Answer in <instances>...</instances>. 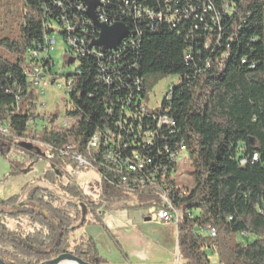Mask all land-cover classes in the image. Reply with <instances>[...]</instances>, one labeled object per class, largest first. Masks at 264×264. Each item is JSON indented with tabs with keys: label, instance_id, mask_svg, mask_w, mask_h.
Listing matches in <instances>:
<instances>
[{
	"label": "trees",
	"instance_id": "1",
	"mask_svg": "<svg viewBox=\"0 0 264 264\" xmlns=\"http://www.w3.org/2000/svg\"><path fill=\"white\" fill-rule=\"evenodd\" d=\"M187 5L192 9L186 10ZM80 6L74 0H0V125L10 127V135L0 134V154L14 144H28L50 148L54 161L72 146L102 175L104 195L113 197L125 192L106 182L113 175L105 170L111 162L103 161L99 148L86 154L95 134L115 131L119 122L129 126L135 132L130 133V152L137 149L157 168L168 165L169 154L183 146L192 187L177 184L179 164H171L173 178L158 175V183L169 177L173 186L187 192L179 196L174 191L172 197L184 213L178 226V264H211V256L218 264H264V0H109L102 12L112 23H123L129 34L116 50L105 53L89 50L98 31ZM137 9L154 12L156 19L146 13L131 18ZM171 9L179 11L172 23L157 19L156 14L168 16ZM68 25L80 48L76 52L66 46L68 65L78 62L65 76L72 81L66 117L70 126L58 128V115H51L42 130L29 131L39 99L25 75L36 64L31 52L58 34L57 28L66 45ZM49 60L53 66L46 74L53 82L57 78L51 56ZM168 76H176L177 82L166 89L160 106L151 109L150 91ZM141 103L147 110L137 119L124 114L125 109L140 111ZM161 117L174 125L158 128ZM150 133L155 134L153 144L145 148L141 141ZM254 155L258 160L252 163ZM145 183L152 186V179ZM116 186L133 191V178H118ZM136 196L155 199L152 193ZM20 198L0 199V213L33 215L30 219L40 227L22 234L0 221L3 262L42 264L71 253L88 264L103 263L93 239L65 248L83 208L76 206L70 216L42 198V204H32L36 212L19 206ZM148 204L159 206L156 199ZM146 206L140 203L138 208ZM212 229L214 237L207 232Z\"/></svg>",
	"mask_w": 264,
	"mask_h": 264
},
{
	"label": "rangeland",
	"instance_id": "2",
	"mask_svg": "<svg viewBox=\"0 0 264 264\" xmlns=\"http://www.w3.org/2000/svg\"><path fill=\"white\" fill-rule=\"evenodd\" d=\"M55 30L58 34L55 36L56 45L51 53V58L54 62L52 74L57 79L53 82V78L46 80L45 92L39 95V110L47 117L58 115L57 127L61 128L67 122L65 119H67L68 111L71 110L69 97L65 93V76L77 69L78 62L68 65L70 54L67 53L60 29ZM176 82V76L158 80L150 91L149 107L157 108L163 101L166 89ZM60 85L62 89L59 88ZM40 125V130H42L43 126L47 125V121H42ZM49 149L42 146L32 148L28 144L18 143L12 145L9 150L4 149L5 154L3 156L0 154V199L6 200L19 195L21 196L19 206L34 208L36 212H39L35 205L42 204L38 199L44 198L45 201H51L52 205L70 216H74L78 207L83 208L84 213L81 220L74 223L73 226L76 228L67 236L65 244L67 250L82 242H87L88 239H93L98 246L102 261L120 260L123 255L120 252L121 248L124 255H127L134 264L138 263L140 259L161 260L168 257L166 251L160 250L161 248L157 249L158 247L155 248L156 245L161 244H154L155 246L152 245L151 249L148 248L151 247L150 244L146 246L147 248H141L131 237H122L113 230L118 226L123 227L124 231L129 234L139 233L138 227L133 225V219L128 220L126 215L129 216L130 212L137 214L143 210H149L151 219L146 224L156 228L158 232L166 229L171 231L170 226H164L157 221L154 213L155 207L148 204L155 200L153 197L146 196L143 201L140 197L127 193L113 197L104 195V179L98 171L91 168H77L69 158L52 161V159H48ZM176 178L178 185L192 187V167L188 159L180 160ZM33 203L35 205H32ZM140 203H147V206L138 208ZM1 210L2 208H0ZM32 216L16 217L0 213V221L10 231L26 234L40 227L30 219ZM104 225L111 230V234L106 232ZM135 250L138 252H133ZM178 263L179 255H177ZM211 264H218L216 256H211Z\"/></svg>",
	"mask_w": 264,
	"mask_h": 264
},
{
	"label": "built area",
	"instance_id": "3",
	"mask_svg": "<svg viewBox=\"0 0 264 264\" xmlns=\"http://www.w3.org/2000/svg\"><path fill=\"white\" fill-rule=\"evenodd\" d=\"M78 3L81 4L80 6L81 11H84L86 14L87 7L85 6V4L82 2H78ZM107 4H109V0H100L99 5L96 9V15L100 23L106 24L108 26H113L115 25V23H112L108 19V17L104 14L105 11L102 12V9L106 7ZM227 6L228 5L226 4L224 9L227 10L228 9ZM204 7L208 8V6H204ZM185 9L189 10V9H192V7L189 5ZM205 10L207 9L204 8V11ZM211 11H212V8H211ZM143 13H146L149 16H151V18L156 19L154 12L149 14V11L146 9L134 10L130 12V17L131 18L135 17V20H138L141 18ZM178 13H179L178 10L175 13L171 9L169 11L168 16L167 15L164 16L163 14H156V15L159 21L168 19V21L172 23V21L175 20V17L178 15ZM88 20H89V24L98 31V37H99V33H100L99 30L94 26L93 22L89 18ZM71 30H72L71 27L68 25L67 31L69 32V34H67L66 46L70 50L78 52L80 49L78 47L79 39L75 38L72 35L73 32ZM128 34H129V30H128ZM56 35L57 34L55 33L54 35L47 37L45 39V42L41 44L37 50H33L31 52V57L32 59L36 61V64L30 71H27L25 75L30 79L32 88H34L36 95L38 97L39 95L45 92L46 80H51V78H53V76L46 74V70L48 69V67L51 68L53 66V63L49 59H50L51 53L55 49V45H56L55 36ZM98 37L94 41H96ZM93 49L94 48L90 49V46H89L90 51ZM95 49H99V48H95ZM101 52L105 53V52H110V51L101 50ZM59 88L62 89V86L60 85ZM71 89H72V81L66 82L65 93L67 95L71 93L72 91ZM168 89L171 90L172 86ZM18 99L20 101V98ZM127 102L129 103V99L127 100ZM36 104L38 106L37 112H35L36 116L31 118V120L28 123L29 131H39L41 128L40 123L42 121L48 122L50 120V117H47L45 114H41L39 110L40 109L39 99L36 102ZM146 106L147 105H144L143 103H141L140 111L132 113L131 110L125 109L124 114L127 115V117L130 119H134V118L137 119L139 117V114H143L147 110ZM42 107L44 108V106ZM110 114L113 115V112L111 111ZM65 120L67 122L63 124V127L70 126V120H67V119ZM168 124L174 125V123L166 117H161L157 122L158 128L162 126H166ZM131 132L135 133L132 128L129 129V126H126L125 124L122 125V123L119 122L115 131L112 129H108L103 134L101 133L95 134L94 137H92V141H90L89 148H87L86 154H90V150H92V147H99V154L103 155V161L111 162V169H105V170H109L113 175L111 178L107 177L106 182L111 187L115 189H119L131 195L152 193V195L155 197V199L159 203V206L155 205V210H154L156 219L160 221L161 223L174 225L176 229L178 230V226L183 219L184 213L181 209H179L175 205L172 197L175 195L174 191H177L178 192L177 194H179V196H184L187 194V192L179 191V187L176 188L175 186H173V184H171L169 177H167L166 183H158V175L159 174L167 175V176L171 175V177L173 178L174 173H173L171 164L172 163L179 164L180 160L188 159L186 149L183 146L176 149L174 153L172 152L169 154L168 165L162 168L161 165L159 164V168H157V166H154V163H152L150 160H146L141 153L137 152V149L132 150L130 152L128 146L130 143L129 139L131 137L130 136ZM0 134L5 135V136L10 135V127L4 126V124L0 125ZM154 137H155V134L150 133V134L145 135L142 138L141 142L145 144V148L152 146ZM59 157L61 159H64L67 157L70 158L74 162L77 168H81V169L91 168V167H88V165H85L84 163H82V153L75 152L72 146H67L64 149H62L59 152ZM53 158H54V155L49 151L48 159H53ZM257 160H258L257 155H254L252 163L256 162ZM242 164L243 165L247 164V161H243ZM169 168H171L172 171H170ZM162 170L163 172L161 174L160 172ZM121 177L133 178V191H125V190H122V188H119V186H116V179L121 178ZM145 179H152V186H145ZM186 215L192 219L194 217V214L192 213L186 212ZM146 217H151L150 211L149 210L141 211V218L144 219ZM207 232L212 237V231H207Z\"/></svg>",
	"mask_w": 264,
	"mask_h": 264
},
{
	"label": "crops",
	"instance_id": "4",
	"mask_svg": "<svg viewBox=\"0 0 264 264\" xmlns=\"http://www.w3.org/2000/svg\"><path fill=\"white\" fill-rule=\"evenodd\" d=\"M127 219L132 220L133 219V225L138 227L139 233H133L129 234L124 231L123 227H114L113 230L117 235L124 236L127 238H132L134 241L137 242L138 246L141 248H147L146 246L148 244L151 245L148 248H152V245L154 244H161L159 246H155V248L162 251H166L168 254V257L161 260H142L140 259L138 263L136 264H177V255H178V231L174 225L171 224H164L162 225H168L172 228L171 231H168L167 229L161 232H158L156 228H153L149 226L148 221L151 219L150 217L141 218V212L133 213L130 212L129 216L126 215ZM107 227V226H106ZM108 228V227H107ZM108 230L111 232V230L108 228ZM112 233V232H111ZM110 233V234H111ZM164 245V246H163ZM163 246V247H162ZM170 248V250H169ZM120 252L123 253L122 258L117 261H103L102 264H134L129 260V257L127 255H124V251L121 248ZM137 253L138 251H133Z\"/></svg>",
	"mask_w": 264,
	"mask_h": 264
},
{
	"label": "water",
	"instance_id": "5",
	"mask_svg": "<svg viewBox=\"0 0 264 264\" xmlns=\"http://www.w3.org/2000/svg\"><path fill=\"white\" fill-rule=\"evenodd\" d=\"M82 2L87 7L86 15L93 22L94 26L99 30V37L96 41L92 42L90 49L99 48L103 51L116 50L121 44L122 40L128 37V30L123 24H115L108 26L100 23L96 15V9L99 5L100 0H74ZM86 212V210H85ZM88 264L80 258L76 257L71 253H64L57 258L47 261L42 264ZM0 264H6L0 259Z\"/></svg>",
	"mask_w": 264,
	"mask_h": 264
},
{
	"label": "bare ground",
	"instance_id": "6",
	"mask_svg": "<svg viewBox=\"0 0 264 264\" xmlns=\"http://www.w3.org/2000/svg\"><path fill=\"white\" fill-rule=\"evenodd\" d=\"M92 148H94L95 150H97L99 147H92ZM82 162H84V163H86L83 159H82ZM87 164V163H86ZM125 180V179H124ZM125 183H126V181H125ZM124 183V184H125ZM130 184V183H129ZM129 184H127L126 185V187H128V188H130L131 186L129 185ZM130 186V187H129ZM145 186H151V183H149V184H147V183H145ZM210 231H212V237H214L215 236V231L212 229V230H210ZM65 264H70L69 262H67V263H65Z\"/></svg>",
	"mask_w": 264,
	"mask_h": 264
}]
</instances>
